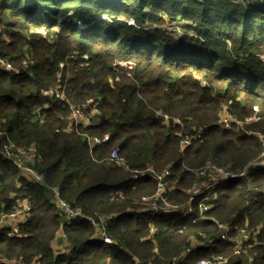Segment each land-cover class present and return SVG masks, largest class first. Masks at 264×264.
Masks as SVG:
<instances>
[{
  "label": "trees",
  "instance_id": "16d2710c",
  "mask_svg": "<svg viewBox=\"0 0 264 264\" xmlns=\"http://www.w3.org/2000/svg\"><path fill=\"white\" fill-rule=\"evenodd\" d=\"M176 19L193 33L177 38L162 28ZM0 25V57L14 67L30 60L19 74L0 67V149L7 138L17 147L35 145L34 169L42 176L30 182L0 155V218L15 208L17 183L30 213L20 236L0 231V259L172 264L184 256L177 264H204L232 253V243L218 236L219 220L237 228L260 226L259 243L248 251L250 264H264V168H251L248 181H225L206 197L211 207L204 214L213 220L197 219L200 198L193 213L183 211L194 170L210 161L241 171L260 153L252 131L264 129V0H0ZM54 26L52 35L35 33ZM58 81L64 100L41 95ZM89 98L99 104L98 121L79 132L64 131L67 100ZM223 102L240 122L258 118L247 125L250 133L216 123ZM160 111L169 115L167 122ZM174 119L187 125L181 129ZM195 130L198 137L181 149V139ZM106 134L108 141L89 149L86 136ZM113 151L127 168L106 161ZM147 166L169 167L168 201L179 211L139 210L140 198L155 190L150 175L134 177ZM54 189L83 215L106 217L105 235L112 242L96 239L87 219L64 223ZM60 230L69 254L52 245ZM202 234L205 246L186 252ZM227 264L244 262L232 255Z\"/></svg>",
  "mask_w": 264,
  "mask_h": 264
},
{
  "label": "built area",
  "instance_id": "2783aa9c",
  "mask_svg": "<svg viewBox=\"0 0 264 264\" xmlns=\"http://www.w3.org/2000/svg\"><path fill=\"white\" fill-rule=\"evenodd\" d=\"M4 27L0 25V31ZM45 31L46 29H40V33ZM172 32H175L179 37H182L185 34H191L190 31H186L181 29L176 22L172 23L171 29ZM39 34V33H38ZM47 34V33H46ZM45 33L42 35H46ZM3 38L7 40L5 34H3ZM263 55V54H262ZM260 56L261 60L264 61V55ZM84 59H87L88 56L85 54L83 56ZM29 59L25 58L22 60L20 67H14L11 63H9L5 58L0 57V67L12 71L16 74H19L21 70H26ZM122 67H131L132 63L127 61H118L115 62ZM63 63L60 64V68L62 69ZM42 96H46L50 100H64V85L62 86L58 81L53 87L47 88L41 92ZM69 107V115L67 117L66 124L64 126V131L66 132H79V128L87 127L95 124L97 120V115L100 113L99 104L93 98L86 99L81 103H71L67 100ZM159 117L167 122L169 120V115L164 112H158ZM42 121V119H41ZM1 132V131H0ZM260 140H262L260 144V153L257 158L251 163L250 168H264V132L259 135ZM86 141L89 149L93 146L104 143L109 140V134L104 135L103 137L97 136H86ZM183 140V139H182ZM182 143H186V146L190 144V141L183 140ZM184 146V147H186ZM181 146V149L184 148ZM0 155L3 158L11 162L20 176L26 178L30 182H41L42 176L34 169V164L37 160V148L35 145H29L27 147H17L10 139L7 138L2 148L0 149ZM106 161L109 164L120 165L124 168H127V165L124 159L117 155L116 151H113ZM249 168V169H250ZM209 169L210 170V179L209 181L202 186L201 188H196L200 184L194 183L187 190L191 189L192 195L190 196V201H193L196 198H200L202 203H198V217L197 219H210L208 216H205L204 212L209 209L210 204L204 203V200L208 195H214L215 191L213 189L215 186H219L222 182L228 180H234L238 178H242L244 176H248L249 170L245 167L244 170L232 172L222 167L211 166L208 169H203L200 171L201 176H205L207 172V177H209ZM134 177L138 178L139 176L150 175L155 181V190L153 193L148 195H143L140 198L141 210H150L153 213H158L161 211H169V210H178L180 209L177 205H172L168 201V194L172 190L168 185V181L166 177L169 175V167L164 168L162 171H157L151 166H147L144 170H136L134 171ZM206 182V181H204ZM202 182V183H204ZM18 191L17 193H13L11 197L15 200V208L10 213H1L0 218V231L2 229H6V233L8 236H20V227L21 225L30 217L29 213V203L26 199H21V190L20 183H17ZM193 190H195L193 192ZM53 199L56 205L59 208V212L63 218V222L67 223L75 218H83L90 221V223L96 229V239L103 240L106 243H111L112 241L105 235V226L107 225V218L104 216L100 217H87L81 213V210L75 206H72L69 202L62 199L60 197L59 191L54 189ZM211 206V205H210ZM183 211L185 214H191L194 211L193 205H188L187 207H183ZM217 224L219 237L224 240L232 243V250L234 254H247L246 249L251 247L252 244H258V234L260 231L259 227L256 228H248L247 226L243 227H234L230 223L223 224L222 222L214 220ZM154 230V227L151 226L150 231ZM234 230L235 236L231 237L230 235ZM203 235V234H202ZM205 242L201 240V238L193 237L190 242V246L186 250V252L194 249L205 246ZM53 247L56 252L60 254H69L71 251V245L68 241V237L63 230H60L55 239L52 242ZM249 250V249H248ZM249 253V251H248ZM250 255V253H249ZM184 256L179 258H175L172 264H177L181 262ZM180 259V260H177ZM251 262L253 261V257L250 256ZM2 263L5 264H23L20 258L0 259ZM177 261V262H176ZM228 262L227 257H223L219 255L218 257H214L210 261L204 262L205 264H226Z\"/></svg>",
  "mask_w": 264,
  "mask_h": 264
},
{
  "label": "rangeland",
  "instance_id": "374dc122",
  "mask_svg": "<svg viewBox=\"0 0 264 264\" xmlns=\"http://www.w3.org/2000/svg\"><path fill=\"white\" fill-rule=\"evenodd\" d=\"M173 22H176L177 23V25L181 28V29H183V30H186V31H189V30H187V29H185L184 28V26H183V24H184V22L183 21H181V20H178V19H176V20H174V21H169V22H167L166 21V23L165 24H163L162 25V28L163 29H165V30H167V31H169L170 29H171V26H172V23ZM58 29V27L57 26H54L51 30H43V32H41L40 33V29L39 30H37L35 33L37 34V33H39V34H46V35H52V33L53 32H56V30ZM4 30V28L1 30V31H3ZM170 32H171V35L173 36V37H177V38H180L175 32H172V30H170ZM191 33H193L192 31H191ZM51 37V36H50ZM262 54H260V56H261ZM263 55H264V53H263ZM262 55V56H263ZM240 58H243V55H240ZM261 59V58H260ZM117 62V61H116ZM71 103H77V102H74V101H70ZM79 103H81V102H79ZM78 104V103H77ZM218 119H217V121H216V123L217 124H219L220 125V127L221 128H223V129H233L234 131H236V132H238V133H250V131H249V129L247 128V125L249 124V123H251L252 121H256L258 118H255V119H250V120H248V121H245V122H240L239 120H237L235 117H233V116H231L228 112H227V105H226V102H223L222 104H221V110H220V112H219V115H218ZM66 120H67V118H66ZM98 120H96V121H94V122H97ZM174 122H176L177 124H179L180 125V128L181 129H183V128H185V125H187V124H185V122H183V121H179V120H177V119H174ZM193 130H194V128H193ZM252 132H255V134L257 135V137L259 138V142H260V144H261V142H262V140H260V137H259V135L260 134H262L263 132H264V129L263 130H261V131H252ZM199 133H200V130H195V133L194 134H192V132H187L186 134H185V136L182 138L183 140L185 139V140H187L188 142L190 141H192L194 138H196V137H198V135H199ZM181 139V141H180V146H186V143H182V140ZM253 161L254 160H252L251 162H249L245 167H247V169L248 170H250L251 168H250V166H251V163H253ZM211 166H216V167H222V168H225V169H227V170H229V168H228V166H220V165H218V164H216V163H214V162H207L205 165H203V167H200V168H197L196 170H194L195 171V175H196V181L194 182V183H197V184H200L201 182H204V181H206V182H204V183H201L200 185H198V186H195L196 188H201L202 186H204L208 181H209V179H210V170L211 169H209V177H207V172H206V177H207V179H206V177H204V176H201L199 173H200V171L201 170H203V169H208V167H210L211 168ZM245 167L242 169V170H244L245 169ZM250 168V169H249ZM163 170V169H162ZM162 170H159V171H162ZM248 177V176H247ZM248 179H249V177L248 178H246V181H248ZM195 180V179H194ZM169 186L171 187V184L169 183ZM182 188H184V187H182ZM189 188V187H188ZM188 188H186V189H184V192L189 196V198H188V200H187V203L184 205V208L185 207H187L188 205H192L193 204V202H194V200L193 201H190V196L192 195V192H189V191H191V189H189V190H187ZM195 190H193V192H194ZM212 197V196H211ZM200 203H202L201 201H200ZM199 203V204H200ZM208 205V204H207ZM209 206V208L211 207L210 205H208ZM180 208H181V206H179ZM139 210H141V206H140V208H139ZM209 217V216H208ZM209 218H211V217H209ZM219 221V220H218ZM223 224H225V223H223ZM245 226H247V225H245ZM240 227H243V226H240ZM248 227V226H247ZM257 227H259L260 229H261V227L260 226H257ZM249 228V227H248ZM256 228V227H255ZM153 232V231H152ZM219 234V233H218ZM219 236V235H218ZM231 237H233V236H235V233H234V235H230ZM201 240L203 241V242H206V239H205V235H201ZM254 244H252V246H253ZM251 246V247H252ZM251 247H248L247 249H246V252H247V254H234L233 253V250H232V253L230 254V255H227V256H225V255H222L223 257H227L228 258V261H229V257L230 256H240L242 259H243V262H244V264H250L251 263V260H250V256L251 255H249V253H248V249L249 248H251ZM215 257H218V256H215ZM177 260H180V259H177ZM177 262V261H176ZM204 262H206V261H204ZM228 263V262H227ZM226 263V264H227ZM201 264V263H200ZM205 264V263H204Z\"/></svg>",
  "mask_w": 264,
  "mask_h": 264
},
{
  "label": "bare ground",
  "instance_id": "6f19581e",
  "mask_svg": "<svg viewBox=\"0 0 264 264\" xmlns=\"http://www.w3.org/2000/svg\"><path fill=\"white\" fill-rule=\"evenodd\" d=\"M222 183H223V182H222ZM216 187H217V186H215V188H216ZM215 188H214V189H215ZM214 189H213V191H214ZM108 238H109V237H108ZM109 239H110V238H109ZM110 240H111V239H110ZM111 241H112V240H111ZM105 243H106V242H105Z\"/></svg>",
  "mask_w": 264,
  "mask_h": 264
}]
</instances>
